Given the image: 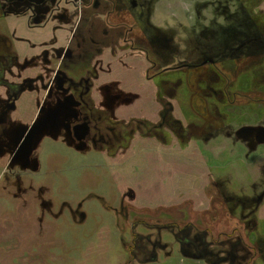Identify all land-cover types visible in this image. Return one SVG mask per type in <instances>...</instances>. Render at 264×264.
Wrapping results in <instances>:
<instances>
[{"label": "rangeland", "instance_id": "obj_1", "mask_svg": "<svg viewBox=\"0 0 264 264\" xmlns=\"http://www.w3.org/2000/svg\"><path fill=\"white\" fill-rule=\"evenodd\" d=\"M80 1L89 11L63 8L45 31L18 22L13 61L0 32L20 89L0 85V264H214L177 236L264 264V0H156L146 27L117 1Z\"/></svg>", "mask_w": 264, "mask_h": 264}, {"label": "flooded vegetation", "instance_id": "obj_2", "mask_svg": "<svg viewBox=\"0 0 264 264\" xmlns=\"http://www.w3.org/2000/svg\"><path fill=\"white\" fill-rule=\"evenodd\" d=\"M1 2L8 4V5H16L18 8L20 7V5H24V7H28L31 8L34 5H39L43 2H45L46 0H0ZM111 2L113 10L114 6L116 5V1L119 2L120 7L123 10L126 11H130L134 16H136L139 19H142L141 21L143 22L144 27H146V23H147V19H148V12L150 9V5L152 3L153 0H108ZM77 6L80 7L81 6V1L78 0L77 1ZM16 7V8H17ZM111 7V10H112ZM9 40V39H8ZM10 44L11 41L9 40ZM12 48V47H11ZM240 48H238V50H240ZM2 57V56H1ZM0 57V65H1V69H0V85L1 86H6L7 90L9 91L10 97L17 99L20 95V89L18 86H16L15 84L9 83L8 81H6V79L4 78L5 75V71H6V67L4 65H2L3 59ZM14 60V53L12 57H9L8 60ZM225 61L222 62V64H224L225 66H228L232 68V65L234 63V59H224ZM209 61V59H205V61L202 63H198L199 65H190V66H180V67H186V68H192V69H196L199 67H203L205 66V64ZM215 63L210 65H214ZM224 65H222L224 67ZM180 67H175V68H169V69H165L164 71H169V70H179ZM205 100V99H204ZM203 106V104H202ZM169 112V110H167ZM164 112V111H163ZM206 112H207V107H206ZM208 113V112H207ZM168 121H172V128H175L177 125H179L178 127H180V123L174 118V117H170L171 114H168ZM221 123V126H220ZM225 126L222 122H215L213 123V128H220L222 129ZM177 127V128H178ZM170 129H172L171 127H169ZM173 135L175 134V130L172 131ZM91 143H95V141L91 142ZM129 195H131L129 193ZM260 196V195H259ZM131 198V197H130ZM257 199H259V197H257ZM256 199V201H257ZM236 201H232V203H237V204H241L242 205V201L240 199H235ZM231 199H228V202H230ZM256 201L254 202V206L256 207ZM124 206V205H123ZM258 206V205H257ZM122 208V207H121ZM125 207H123L121 209L122 214L124 215V217H127V211L129 210V207L127 206V211H125ZM168 225V224H167ZM253 226V223H250V227ZM164 227V226H163ZM166 227H164L165 229ZM167 229V228H166ZM188 235V233L186 234V236ZM185 237V236H184ZM133 238L135 239V235L133 236ZM176 243L179 245V251L181 253L182 256L184 257H188L187 254L189 255L190 253L188 252V250H193V258L194 260H201L204 258H210L211 260H213L214 264H236L237 262L240 261H244L245 258H241L239 259V257L236 256V254L233 252V248L231 246V248H229L228 245L230 244H226L225 242L221 243L220 246V250L216 253H214L213 251L210 250L211 246L209 245V243L205 242V237H201L199 239V242L196 241H192L191 239H189L188 237H185V239H180L178 236L175 238ZM220 245V244H219ZM227 245V246H225ZM236 244H233V246H235ZM145 249L142 248L141 244L139 243H133L130 245V254L132 255L133 259H137V258H143L146 256H150L151 259V263H153L156 260V256L151 252L150 254L147 253V251H144ZM209 250V251H208ZM135 251V252H134ZM155 254L156 252L153 251ZM259 253H261V251L259 250ZM191 255V254H190ZM192 256H190L189 258H191ZM196 258V259H195ZM143 263H148V262H143ZM150 263V262H149Z\"/></svg>", "mask_w": 264, "mask_h": 264}, {"label": "crops", "instance_id": "obj_3", "mask_svg": "<svg viewBox=\"0 0 264 264\" xmlns=\"http://www.w3.org/2000/svg\"><path fill=\"white\" fill-rule=\"evenodd\" d=\"M96 1L98 3L103 2L102 3L103 5L105 3L108 6V9H110V11H111L110 4L108 5L106 0H99V1L96 0ZM0 3H2V9H0V10L4 13L3 17H0V24L3 26V29L0 32L3 35H5L11 41V47H12V50L14 53V59H18L22 55L19 52L20 51L19 47L21 46V44L19 42H17L14 38V33H16V30H17L16 24L18 22L23 21V20H26V21L28 20L29 23L32 25L31 29H33V30L37 29V32H42V31H45L47 29L45 21L47 22V19L51 15L53 17V15L57 13V11H62L63 8L68 9V7L72 6L71 10L74 12L75 11H86V10H88V8L78 9L77 8L78 6L76 7V0H46L45 2H43L39 5L32 6L31 8L24 7V5H20V7L18 8L16 5H8V4H5L3 2H0ZM156 3H157L156 0L152 1L149 11H160L159 9L158 10L155 9V8H157V7H155L157 5ZM87 4H88V2H87ZM96 14H97V11H91V15H96ZM47 24H49V23H47ZM48 28H49V25H48ZM67 33L69 34V31ZM131 52H133V50ZM138 52H141L143 54L145 53L142 50H138ZM129 54L132 55L134 53L129 52ZM135 56H136V54H135ZM148 56L149 55L146 53L147 58H148ZM136 57L141 58V59L138 58L137 60H135V62L140 63L141 68H142L141 70H139L137 72H141L144 74V70L146 69V67L154 68L155 64L151 63L147 58H145L146 63L144 62L143 55H138ZM131 60H134V59H131ZM144 63L147 66H145ZM124 110H126V109H124ZM119 116L117 115L116 117L118 119L122 120L123 117L121 119V116L120 117ZM128 118H129V116L126 115L124 119H128ZM74 130H75L76 135H77V131L79 130V128L77 127ZM77 137H79L81 139V140H78L77 143L80 142L81 144H84L86 142L91 143L95 140L92 137H87V138H90L87 141V139H84V138H86V136L80 135L79 132H78ZM205 259L206 258L201 259L199 261H202V260L204 261ZM192 260H194V259H192Z\"/></svg>", "mask_w": 264, "mask_h": 264}, {"label": "trees", "instance_id": "obj_4", "mask_svg": "<svg viewBox=\"0 0 264 264\" xmlns=\"http://www.w3.org/2000/svg\"><path fill=\"white\" fill-rule=\"evenodd\" d=\"M167 71V70H166ZM164 72V71H163ZM225 83H227V82H225ZM189 87L191 88V89H193V91H195V92H197V89L193 86H191V82H189ZM193 100H194V102H195V109H196V111H197V113L198 114H200V116H202V117H207L208 116V113L206 112V104H205V100L202 98V97H200L198 94H195L194 95V97H193ZM198 104V105H197ZM202 104H203V106H202ZM215 119H213V123H215V122H219V121H216L217 119H216V117H214ZM220 126H221V123H220ZM129 193L131 194V195H129ZM128 195H129V198L130 197H133V198H130V199H133L134 200V193L130 190V191H128ZM262 197H264V193L263 194H260V196H259V198H260V200L262 199ZM129 207V206H128ZM134 236V235H133ZM128 250L130 251V245L128 246Z\"/></svg>", "mask_w": 264, "mask_h": 264}, {"label": "water", "instance_id": "obj_5", "mask_svg": "<svg viewBox=\"0 0 264 264\" xmlns=\"http://www.w3.org/2000/svg\"><path fill=\"white\" fill-rule=\"evenodd\" d=\"M208 63H211V61H208Z\"/></svg>", "mask_w": 264, "mask_h": 264}]
</instances>
